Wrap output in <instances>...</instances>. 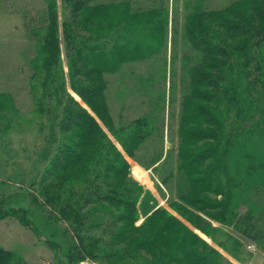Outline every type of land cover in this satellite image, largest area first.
<instances>
[{"label": "rangeland", "instance_id": "374dc122", "mask_svg": "<svg viewBox=\"0 0 264 264\" xmlns=\"http://www.w3.org/2000/svg\"><path fill=\"white\" fill-rule=\"evenodd\" d=\"M238 1L93 0V5H107L115 18L91 29L101 37L98 41H107L104 53L111 66L103 77L109 117L117 129L136 119L146 121L142 130L147 137L132 157L107 127L108 117L97 115L73 88L83 82L75 75V65L87 56L85 47H91L87 31L71 19L74 0H0V209L25 208L34 226L27 227L12 216L0 220V246L11 250L18 264H68L67 252L77 242L68 229L71 223L51 218L35 200L41 197L38 185L44 163L39 160L45 153H56L52 133L59 109L51 104L42 111L38 104L43 95L49 96L60 84L66 85L125 155L129 178L141 188L135 225H142L162 207L205 240L207 253L213 254V264H264V99L256 96L263 87H257L255 96L248 92L246 66L240 60L231 66L234 68L230 74L235 80L232 91L241 100L238 107L235 101L227 104V119L222 115L228 134L222 144L228 146L226 152L220 150L225 163L216 173L220 180L207 192V209H192L199 217L195 219L196 227L172 206L190 188L186 174L178 168L179 127L193 68L202 59L193 44L189 17L197 5L203 12H219ZM114 4L120 8L129 5L134 17L119 10L115 15ZM118 15L121 17L116 19ZM53 35L59 41L58 63L48 62L50 65L45 66L43 59L49 53L46 42ZM124 45L134 52L126 54L125 60L117 56L113 62V47ZM257 55L264 86V41ZM112 65L118 69L113 71ZM93 66L90 62L89 67ZM37 67L41 70L35 76ZM67 135L60 133L62 140L68 141ZM204 178L202 174L198 176L200 180ZM195 185L200 187V181ZM218 202H222L220 206ZM91 207L97 211L79 228L81 233L90 228L87 236L100 233L96 224L103 223L105 212L118 215L114 207L105 203H93ZM83 262L105 264L90 260L76 264Z\"/></svg>", "mask_w": 264, "mask_h": 264}, {"label": "trees", "instance_id": "16d2710c", "mask_svg": "<svg viewBox=\"0 0 264 264\" xmlns=\"http://www.w3.org/2000/svg\"><path fill=\"white\" fill-rule=\"evenodd\" d=\"M92 3L93 0H74L72 5L71 19L73 23L83 26V31H87L91 46L85 47L87 56L75 65V75L83 82L74 84L73 88L97 115L108 117L109 130L127 154L135 157L148 134L142 130L146 121L136 119L117 129L109 117L103 77L106 68L111 66L110 59L104 53L107 41H98L101 37L93 34L94 30L91 29L106 25L113 15L109 14L107 5ZM113 8L115 15L118 14L117 10L130 14L129 5L120 8L118 4H114ZM194 10V14L189 17V24L193 44L201 52L202 59L193 68L191 90L183 103L178 166L186 174L190 188L179 197L180 202L173 201L172 206L187 222L197 227L198 221L195 219L199 217L192 213V209H207V192L215 187L214 184L219 179L216 177L218 167L225 163L220 150L226 152L225 147L228 145L225 142L222 144V141L228 134L224 126L226 120L222 119V115L225 114L227 119V104L235 101L238 107L241 100L232 91L235 80L230 73L236 60L246 66L248 92L255 96L257 87L262 84L263 88L258 90L256 96L261 97L262 101L264 99L262 64L257 55V48L264 41V0H239L235 5L219 12H203L200 5ZM119 17L121 16L118 15L116 19ZM131 17L128 16L129 19ZM66 34L70 40L71 36L68 32ZM55 37L53 35L46 42L49 53L43 59L45 66L58 63L59 41ZM113 49V62L117 56L125 60L126 54L134 52L127 45L121 48L115 46ZM90 62L94 64L93 67H89ZM38 68L35 76L40 74L41 67ZM111 69L116 71L117 65H112ZM48 73L52 76L51 72ZM43 96L38 104L42 111L51 104L59 106L52 133L56 153L52 156V153L49 156L45 153L41 156L42 160H39L40 164L44 163L39 181L41 184L38 185L41 197L37 196L35 200L38 206L46 209L51 218L71 223L68 229L73 232L77 242L67 252L68 264L85 260L105 264L214 263L213 254L207 253L205 249V240L165 208H157L145 223L135 225L141 188L136 187V183L129 178L125 155L100 128L96 118L67 91L65 84L58 85L49 96ZM60 133L70 135L68 141L62 140ZM209 141L219 143L214 145L207 143ZM216 153L219 156L215 158ZM49 157H52L50 161L45 159ZM200 174L205 178L198 179ZM197 181H200V187L195 185ZM226 183L229 185V182ZM222 185L223 183L219 186ZM93 203L112 206L118 215L105 212L103 223L96 224L100 233L87 236L90 228L84 230V233L79 228H83L97 211L90 209ZM221 203L218 202V206ZM9 216L34 229L27 209H0V220ZM255 237L254 234L253 238ZM209 248L216 250L211 246ZM0 264H18V261L11 250L0 246Z\"/></svg>", "mask_w": 264, "mask_h": 264}, {"label": "flooded vegetation", "instance_id": "af4514ba", "mask_svg": "<svg viewBox=\"0 0 264 264\" xmlns=\"http://www.w3.org/2000/svg\"><path fill=\"white\" fill-rule=\"evenodd\" d=\"M258 230H259V229H258ZM259 232H260V233H262V232H263V230H259ZM259 232H258V231H256L255 233H257V234H258ZM256 236H257V235H256ZM256 238H257V237H255V238H253V239H254V240H256ZM263 250H264V248H263Z\"/></svg>", "mask_w": 264, "mask_h": 264}, {"label": "water", "instance_id": "95a60500", "mask_svg": "<svg viewBox=\"0 0 264 264\" xmlns=\"http://www.w3.org/2000/svg\"><path fill=\"white\" fill-rule=\"evenodd\" d=\"M82 264H88L87 262H83Z\"/></svg>", "mask_w": 264, "mask_h": 264}]
</instances>
